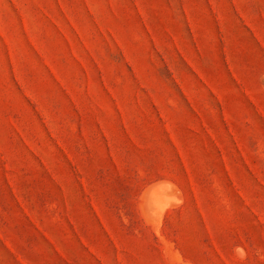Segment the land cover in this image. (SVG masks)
<instances>
[{"label": "rangeland", "instance_id": "obj_1", "mask_svg": "<svg viewBox=\"0 0 264 264\" xmlns=\"http://www.w3.org/2000/svg\"><path fill=\"white\" fill-rule=\"evenodd\" d=\"M0 264H264V0H0Z\"/></svg>", "mask_w": 264, "mask_h": 264}, {"label": "bare ground", "instance_id": "obj_2", "mask_svg": "<svg viewBox=\"0 0 264 264\" xmlns=\"http://www.w3.org/2000/svg\"><path fill=\"white\" fill-rule=\"evenodd\" d=\"M159 194V193H158ZM177 202V201H176ZM168 204H165V205H163L162 207H160V209H159V212L158 213H156V214H161L162 212H163V210H165L168 206H167ZM158 211V210H157ZM156 211V212H157ZM163 214V213H162Z\"/></svg>", "mask_w": 264, "mask_h": 264}]
</instances>
